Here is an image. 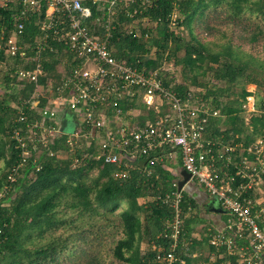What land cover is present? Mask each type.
<instances>
[{"label":"trees","instance_id":"1","mask_svg":"<svg viewBox=\"0 0 264 264\" xmlns=\"http://www.w3.org/2000/svg\"><path fill=\"white\" fill-rule=\"evenodd\" d=\"M142 3L138 0L119 12L109 46L112 55L137 64L140 70L157 72L163 86L184 101L190 99L219 112L222 116L210 120L205 140L217 135L214 141L220 146L232 142L248 146L256 136L264 135V60L234 46L232 39L234 27L241 26L245 33L252 31L249 41L262 43L264 49V0H153L150 7ZM219 8L226 10L230 31L206 45L195 36L194 25ZM135 9L142 14L126 16ZM175 10L178 24L172 29L169 19ZM45 13L46 6L27 24L24 45H34L39 36L35 22ZM16 17L14 5L0 7V27L7 38L15 30ZM130 29L135 30L133 34ZM187 33L189 39L185 38ZM4 56L0 50V59ZM64 63L75 64L67 48L57 46L53 52H43V66L53 89L61 82L60 66ZM166 64L187 71L190 83L169 78L163 68ZM2 85L5 92L0 93V161L4 167L2 172L0 168V192L7 185L8 173L18 155L11 134L15 129L25 130L17 122L19 111L14 105L26 102L27 120L38 113V108L29 103L33 100V83L23 84L14 76L0 74ZM249 85L257 90L254 96L259 114L252 117V134L241 138L246 127L243 105L251 95L247 92ZM49 96L55 95L46 91L34 100L45 106ZM119 105L123 113L114 117L115 126L145 125L157 116L136 92ZM69 114L75 116L74 112ZM35 152L0 202V264H157L153 246L170 248L165 224L172 218V209L159 199L178 191L174 183L177 176L162 159L168 153L155 151L139 156L123 180L118 177L122 170L119 165L96 159L97 147L81 143L71 148L67 135L58 134L47 149ZM181 194L183 238L190 241L193 224L198 222V206L187 193ZM195 247L191 246V252ZM214 251L216 260L209 261L208 256L206 264L229 260L238 264L228 259L224 248Z\"/></svg>","mask_w":264,"mask_h":264},{"label":"built area","instance_id":"2","mask_svg":"<svg viewBox=\"0 0 264 264\" xmlns=\"http://www.w3.org/2000/svg\"><path fill=\"white\" fill-rule=\"evenodd\" d=\"M137 1H0L2 9L11 5L17 8L12 35L7 38L0 27V50L5 55L0 59V72L16 77L20 83H33V100L45 91L56 96H49L45 106L31 100L29 103L38 108V113L28 120L24 111L26 102L14 105L19 111L17 122L22 123L25 130L15 129L11 134L18 155L8 173L7 185L0 192V202L5 199L9 185L17 181L20 169L31 154L40 148L47 149L58 134L67 135L71 148L81 143L97 147L96 159L107 165H119L122 170L118 177L123 180L128 178L133 161L139 156L177 149L181 152L182 168L191 175V181L216 198L230 215L224 230L209 239L210 246L217 251L224 248L228 259L238 264H264V135L256 136L248 146L243 142L220 146L214 140H205L207 126L211 119L222 116L219 112L190 99L184 101L163 86L157 72L141 71L135 63L118 60L112 55L109 46L119 12ZM140 1L146 7L153 4V0ZM45 6L44 17L35 22L39 36L30 48L22 42L24 31ZM141 14L140 9H135L126 16L135 18ZM169 23L172 29L177 26L176 10ZM134 31L130 29L129 33ZM57 46L67 48L73 54L75 64L60 66L63 77L53 89L52 79H48L43 66V52H53ZM135 92L148 107L155 109V120H148L145 125L124 123L115 126L113 123L117 119L114 117L123 113L120 101ZM255 102L251 93L243 105V115L259 114ZM164 105L168 108L166 114H162ZM64 112L75 113V127L62 133L60 116ZM159 199L170 205L172 218L165 224L170 248L153 246L156 262L191 264L188 257L201 255L190 254L191 243L183 238L181 191ZM215 257L213 253L210 259ZM224 264H231V261Z\"/></svg>","mask_w":264,"mask_h":264},{"label":"crops","instance_id":"3","mask_svg":"<svg viewBox=\"0 0 264 264\" xmlns=\"http://www.w3.org/2000/svg\"><path fill=\"white\" fill-rule=\"evenodd\" d=\"M136 67L138 68L137 64ZM0 74L3 76L6 75V73L3 72H0ZM60 118H61L60 121L61 126H62V122L65 119H67V126L64 132H67V128L69 124H72L73 128L75 127L74 115H71L68 112H64L63 114H61ZM210 138H213L212 140H216L218 136L216 135ZM162 151L163 153L165 152L168 153L167 156L162 157V159H166L167 165H169L168 168L170 169V172L174 176H177L174 183H176L178 187V183L183 179L182 173L184 171L182 168L181 152L178 151L177 149H171L169 151L162 150ZM182 191L184 193H187L189 197H191L197 203L198 206L197 211L199 213L197 219L198 222L193 224V232L191 234L193 240H190L188 242L191 243V246L193 245L196 246L192 252L190 249L189 253L197 255V257L201 255V257L198 258H193L192 256L188 257V262L189 263L192 262L194 264H206V262H208L207 259H209V257H211L213 253H215L214 249L209 244V239L211 238L212 235L217 234L218 232L224 230L226 223L230 218V215L220 206L216 198L210 196L204 190L203 187L195 184L193 181L190 180L184 186ZM198 260H200V262H198ZM215 260L216 257L210 259L209 261L213 262Z\"/></svg>","mask_w":264,"mask_h":264},{"label":"rangeland","instance_id":"4","mask_svg":"<svg viewBox=\"0 0 264 264\" xmlns=\"http://www.w3.org/2000/svg\"><path fill=\"white\" fill-rule=\"evenodd\" d=\"M226 10L224 8H219L218 10H213L210 12L209 16L204 17L203 19L197 21L194 25V34L204 44H208L210 42H215L217 38L222 37L225 33L230 31L231 26L229 25V22L227 20V14L225 13ZM252 31L248 30L246 33L242 30L241 26L234 27V33L232 34L233 39V45L239 46L242 51L246 53H250L254 56H257L258 58L264 60V49L262 43L253 44L249 41V37L251 35ZM186 39H189L188 33L185 36ZM164 71L166 74H169V78L175 79L178 83H190L189 80V73L182 72L180 69L172 68V66H169V64H166L163 66ZM185 73V74H184ZM215 81H212V84H215ZM5 86H0V93H4L5 91L2 89ZM256 88L254 85L247 86V92L253 93L256 95ZM46 92V91H45ZM168 112V109L166 105L162 108V113L166 114ZM244 123H245V132L243 136L245 135H251L252 134V126H251V120L252 117H254L255 114H252L250 116L244 114ZM258 115V114H257ZM247 119V120H246ZM73 128L72 124H69L67 128V132H70ZM4 167L3 161H0V168ZM1 168V172L3 169ZM140 202H143L142 200Z\"/></svg>","mask_w":264,"mask_h":264},{"label":"water","instance_id":"5","mask_svg":"<svg viewBox=\"0 0 264 264\" xmlns=\"http://www.w3.org/2000/svg\"><path fill=\"white\" fill-rule=\"evenodd\" d=\"M66 126H67V119H65L62 122V127H61L62 133L65 131ZM182 177L183 179L178 183V191H182L184 186L191 180V175L186 171H183Z\"/></svg>","mask_w":264,"mask_h":264}]
</instances>
